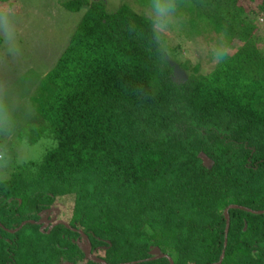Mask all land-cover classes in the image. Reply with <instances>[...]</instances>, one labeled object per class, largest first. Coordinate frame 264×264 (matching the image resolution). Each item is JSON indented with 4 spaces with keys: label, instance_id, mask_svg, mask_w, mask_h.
<instances>
[{
    "label": "trees",
    "instance_id": "obj_1",
    "mask_svg": "<svg viewBox=\"0 0 264 264\" xmlns=\"http://www.w3.org/2000/svg\"><path fill=\"white\" fill-rule=\"evenodd\" d=\"M119 1H54L81 17L29 99L56 147L0 185V264H264V0H191L182 38L238 47L181 83Z\"/></svg>",
    "mask_w": 264,
    "mask_h": 264
},
{
    "label": "clouds",
    "instance_id": "obj_2",
    "mask_svg": "<svg viewBox=\"0 0 264 264\" xmlns=\"http://www.w3.org/2000/svg\"><path fill=\"white\" fill-rule=\"evenodd\" d=\"M191 7V0H146L141 13L143 27L130 26L161 70L171 55L174 34L182 27L186 10ZM17 25L13 0H0V47L11 57H19L23 51ZM201 47L208 61L206 71L225 64L233 53L227 25L220 26L215 38ZM34 115L29 100L17 94L7 81L0 80V185H7L21 170L35 173L46 151L56 147L51 134L34 136L37 130L32 123Z\"/></svg>",
    "mask_w": 264,
    "mask_h": 264
},
{
    "label": "rangeland",
    "instance_id": "obj_3",
    "mask_svg": "<svg viewBox=\"0 0 264 264\" xmlns=\"http://www.w3.org/2000/svg\"><path fill=\"white\" fill-rule=\"evenodd\" d=\"M54 1L56 0H13L17 7V27L22 43V55L11 57L4 54L2 47L0 49V80L7 81L17 94L28 100L35 90L31 92L34 85L40 82L68 44L81 18L80 14L66 11L55 5ZM102 1L106 2L107 10L111 11L121 4L119 0ZM257 20L259 27H263V15ZM259 34L262 37L260 45L263 44L264 47V28ZM203 44L200 38L187 40L182 38L179 31L174 34L171 55L167 60L173 69L172 79L175 82L185 81L190 74V68L196 64L201 65V74L209 73L210 70H205L208 61L202 51ZM232 46L235 52L237 42ZM32 123L37 126L42 121L34 115ZM206 163L209 164L208 161ZM53 211L58 212V209L54 207Z\"/></svg>",
    "mask_w": 264,
    "mask_h": 264
},
{
    "label": "water",
    "instance_id": "obj_4",
    "mask_svg": "<svg viewBox=\"0 0 264 264\" xmlns=\"http://www.w3.org/2000/svg\"><path fill=\"white\" fill-rule=\"evenodd\" d=\"M225 214H226V227H225V237H224V240L226 241V233H227V229H228V226H229V223H228V222H229V218H228V216H227V212H226ZM40 224H42V228H41V229H45V228L48 227L49 222L47 221V219H45V220H43ZM59 224L67 226V225H66L65 223H63V222H59ZM53 226H54V225H51V226L49 227V231L52 229ZM80 234H81V233H80ZM83 238L85 239V242L87 243L86 258H89V255H90V244H89V242H88V240H87L86 237L83 236ZM167 259H168V258H167ZM168 261L170 262V264H172V262L170 261V259H168ZM221 261H222V255H221L220 259H219V263H220ZM96 262L101 263V264H104L103 261H101V260H97Z\"/></svg>",
    "mask_w": 264,
    "mask_h": 264
}]
</instances>
